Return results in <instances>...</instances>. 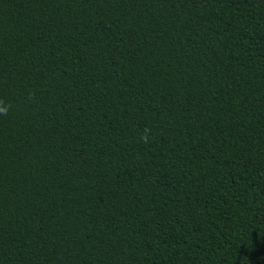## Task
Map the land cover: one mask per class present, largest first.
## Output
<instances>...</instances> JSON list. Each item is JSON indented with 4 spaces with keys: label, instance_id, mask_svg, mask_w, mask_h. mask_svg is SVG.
I'll use <instances>...</instances> for the list:
<instances>
[{
    "label": "trees",
    "instance_id": "obj_1",
    "mask_svg": "<svg viewBox=\"0 0 264 264\" xmlns=\"http://www.w3.org/2000/svg\"><path fill=\"white\" fill-rule=\"evenodd\" d=\"M0 264H264V0H0Z\"/></svg>",
    "mask_w": 264,
    "mask_h": 264
},
{
    "label": "clouds",
    "instance_id": "obj_2",
    "mask_svg": "<svg viewBox=\"0 0 264 264\" xmlns=\"http://www.w3.org/2000/svg\"><path fill=\"white\" fill-rule=\"evenodd\" d=\"M10 105L0 103V115H7L10 109Z\"/></svg>",
    "mask_w": 264,
    "mask_h": 264
}]
</instances>
